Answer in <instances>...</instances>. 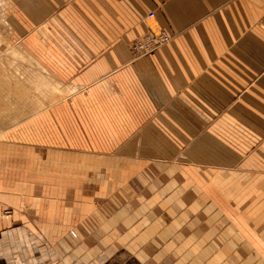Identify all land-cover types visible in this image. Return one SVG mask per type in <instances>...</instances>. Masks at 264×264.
<instances>
[{
  "label": "crops",
  "instance_id": "1",
  "mask_svg": "<svg viewBox=\"0 0 264 264\" xmlns=\"http://www.w3.org/2000/svg\"><path fill=\"white\" fill-rule=\"evenodd\" d=\"M54 247L264 264V0H0V264Z\"/></svg>",
  "mask_w": 264,
  "mask_h": 264
},
{
  "label": "built area",
  "instance_id": "2",
  "mask_svg": "<svg viewBox=\"0 0 264 264\" xmlns=\"http://www.w3.org/2000/svg\"><path fill=\"white\" fill-rule=\"evenodd\" d=\"M155 13L150 12L149 17H154ZM171 34L163 27L153 28L150 27L142 35L134 38L130 44L132 53L136 57L146 56L159 47L167 44L171 40Z\"/></svg>",
  "mask_w": 264,
  "mask_h": 264
},
{
  "label": "rangeland",
  "instance_id": "3",
  "mask_svg": "<svg viewBox=\"0 0 264 264\" xmlns=\"http://www.w3.org/2000/svg\"><path fill=\"white\" fill-rule=\"evenodd\" d=\"M92 230V229H91ZM84 238V242H85ZM28 242V241H27ZM81 242V245H83V238L80 236L73 241H71L72 246L79 245ZM84 246V245H83ZM55 254L53 255L54 263H61L62 261V255L60 253H57L56 247H54ZM36 258L38 260L42 261V258L38 257L37 253L31 252V258ZM99 259V258H96ZM72 260L77 261V258H73ZM91 264V263H88ZM97 264H141L139 261L135 260L134 258H127L125 255L119 254L118 256H114L113 258H106L101 262H98Z\"/></svg>",
  "mask_w": 264,
  "mask_h": 264
},
{
  "label": "bare ground",
  "instance_id": "4",
  "mask_svg": "<svg viewBox=\"0 0 264 264\" xmlns=\"http://www.w3.org/2000/svg\"><path fill=\"white\" fill-rule=\"evenodd\" d=\"M20 105V104H19Z\"/></svg>",
  "mask_w": 264,
  "mask_h": 264
}]
</instances>
